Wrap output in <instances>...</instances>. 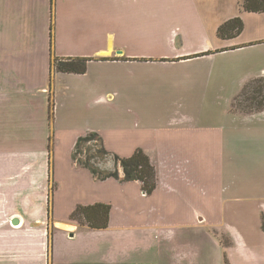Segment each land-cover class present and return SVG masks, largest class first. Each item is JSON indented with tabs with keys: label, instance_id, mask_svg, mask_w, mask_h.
I'll return each mask as SVG.
<instances>
[{
	"label": "crops",
	"instance_id": "1",
	"mask_svg": "<svg viewBox=\"0 0 264 264\" xmlns=\"http://www.w3.org/2000/svg\"><path fill=\"white\" fill-rule=\"evenodd\" d=\"M208 2L50 0L53 61L86 58L85 50L94 56L87 58L91 61L84 75L56 76L62 84L70 76L85 81L72 86L66 82L59 89L66 121L76 109L83 108L84 113L74 121L77 132L64 157L56 156L53 149L48 155V123V134L40 125L47 141L41 148L11 141H29L32 131L24 135L26 129L21 130L14 137L9 135L10 139L0 134V264H83L75 252L56 256L55 238L84 237L88 232L89 239H99L111 233L117 244L131 226L148 236V245L139 253L147 258L134 259L136 251L120 246L106 252L105 247L88 243L80 253L87 259L84 264H207L210 253L216 255L214 264H224V257L228 264H264V111L241 114L231 110L245 84L264 76V13H248L239 7L233 14L216 15L203 5ZM236 17L243 22L241 34L218 38V28ZM49 67L53 68L51 60ZM84 78H89L88 83ZM4 90L0 86V94ZM57 99L54 94L56 118ZM208 100L219 111L209 119L215 125L206 132L189 133L209 107ZM0 113L1 120L9 117ZM160 120L177 124L175 130L167 127L165 134L186 133L165 139L172 135L157 133ZM69 131L64 128L57 136ZM54 132L53 148H58ZM89 132H96L105 149L119 157H129L137 149L146 152L157 171L153 194H142L137 182L97 181L73 164L75 142ZM158 135H164L163 147ZM199 155L197 165L211 167L207 185L218 224L197 230L205 223L199 212V221L190 215L184 226L192 236L212 242L211 251L202 241L188 245V240L180 241L173 224L180 217L176 213L161 215L159 209L171 204L168 196L178 189L183 176L190 178L186 169L195 173L194 161ZM29 158L36 165L21 164ZM145 202L153 206L142 210L140 204ZM96 203L111 206L106 229L90 230L68 222L76 205ZM65 205L68 208L62 209ZM13 218L16 225L10 223ZM138 243L142 246L145 241L139 239ZM170 254L176 263L166 262Z\"/></svg>",
	"mask_w": 264,
	"mask_h": 264
},
{
	"label": "rangeland",
	"instance_id": "2",
	"mask_svg": "<svg viewBox=\"0 0 264 264\" xmlns=\"http://www.w3.org/2000/svg\"><path fill=\"white\" fill-rule=\"evenodd\" d=\"M203 5L207 7L212 14L229 15L233 14L234 11L238 12L240 0H209L208 3ZM50 12V0H0V86L7 89L0 94V112L9 115V117L4 120H1L0 117V134H6L7 139H10L9 135L14 137L19 134L21 130L26 129L23 133L24 135L26 132L32 131L33 136L29 137V141L23 140L24 142H19L16 141V139L11 141L18 145L21 144L41 148L47 141H45V136L42 135L40 125H43L45 133L48 134V123L52 147L53 138L51 131L53 132L54 129V133H56V138L54 136V140L56 139L58 148H53V151L56 153V156L60 154L61 157H64V152L72 148L75 139L74 134L77 132L74 130L76 126L73 125L74 121L79 120V118L76 117H78L81 112L84 113V110L83 108L76 109L71 119L66 121V106L63 105V102L60 100L64 98V96L60 97V90L62 87H65L66 82H68V86H72L75 83L77 84L78 80L79 83H85V81L70 76L67 81L65 80L66 82L62 84L57 80V73L53 68L49 69L50 60L52 67L54 63L53 57L56 56L52 25L53 15ZM50 34L51 38L49 37ZM61 49L62 46H59V50ZM69 50L72 53L76 52L72 51L74 50L73 48H69ZM70 51L66 54L70 53ZM83 52L87 54L85 56L86 58L94 57L91 55V50H85ZM92 74H94V72H92L91 75ZM84 79L88 83L87 80L89 78ZM8 94H10L9 97H5V95ZM54 94L55 97H58L57 105L59 114L57 118L56 115L54 116V105L52 104V102L55 101ZM213 105H215V102L208 100L209 107L207 110L202 111L198 124H192L195 129L189 133H202V130H204V132L209 130L210 126L213 124L212 120L214 118V113H219V111L212 108ZM236 110L239 109L236 108ZM25 125H28V127ZM144 125L145 124H142L141 127L144 128ZM175 125L177 124H170V122L164 123L160 120L157 122V127L155 128L161 130L157 131V133L160 132L165 134L164 131L167 127L168 130H175ZM214 125L215 123L213 126ZM64 128L69 129V133L57 136V132ZM185 133L186 132L181 133L176 131L171 134H165L172 135L167 136L165 139L173 136L179 137ZM158 138L159 146L163 147L164 135H158ZM116 141L118 142L119 140ZM116 141L112 142L114 145L119 146ZM87 148H90L91 153L94 154L96 144L94 142L83 143L80 147L81 155L78 156L80 160L85 159V149ZM48 155L50 157V154ZM176 157L178 158L179 154H177ZM199 157L200 155L197 156L194 161L195 173L192 172L191 168L186 169L191 179L184 175L183 180L178 184V189L168 196L171 204L165 206L159 205V209L161 215L176 213V216L180 217L178 221L173 222V224L178 227L177 234L179 235L180 241L188 240L187 245L194 240L202 241L211 251L213 249L212 246H214L212 242L206 240V238L201 240L200 236H192L189 234L190 232H187L189 231L187 227L184 226L185 224H189L188 218L190 215H192L193 219L199 221L196 215L199 212L205 217V223L202 227L198 226L197 230L200 231L203 227V229H205L206 226H208V229H211V226H216L218 224L217 209L211 205V187L208 186L212 176L210 173L211 167H201L197 165V159ZM95 161L97 164L95 162L93 163L101 170L113 171L119 168L118 170L120 171V167L114 164L111 157H105L103 159L98 158L95 159ZM24 163H30V165L35 164L31 158L22 161L21 164ZM108 193H113V191L109 190ZM140 205V208L143 207L142 210H147L153 206L151 202L141 203ZM66 208H68V205L63 206L62 209ZM13 219L10 221L11 225H13ZM83 230L84 228H81L80 232ZM127 230V234L121 238L117 244H115L114 237H112L111 233L99 239H89V236H87L88 232L84 233V237L76 236V238H74L68 235L69 239L65 238L64 235H60V237H56L53 242L55 255L58 256L61 254V257H64L67 253L75 252L76 258L80 263L84 264L87 262V259L83 256L81 257L80 253L84 247L90 243L92 246L99 245L100 248L105 247L106 252L115 251L116 247L120 246V249L123 248L125 251H136L132 254V256L134 255V259L139 258V260H143L147 258L145 257L146 254L140 255L139 253L141 248L148 245V236L136 233L137 231H135L132 226ZM110 232L115 236L114 231L111 230ZM127 235H130V240L127 239ZM132 235L133 238L131 239ZM139 239L145 241L142 246L138 243ZM151 244L152 242L150 245ZM210 255L211 257L208 259L207 264H214L217 260L216 255L212 253H210ZM169 256L172 257L173 255H167L166 262H177L176 259L170 260ZM225 263L228 264L226 257H224V264Z\"/></svg>",
	"mask_w": 264,
	"mask_h": 264
},
{
	"label": "trees",
	"instance_id": "3",
	"mask_svg": "<svg viewBox=\"0 0 264 264\" xmlns=\"http://www.w3.org/2000/svg\"><path fill=\"white\" fill-rule=\"evenodd\" d=\"M240 7L244 12L264 13V0H240ZM242 31L243 22L239 17H236L224 22L218 28L217 36L220 39H231L240 35ZM90 61L87 58L55 59L53 68L56 73L84 75ZM236 108L239 110H236ZM231 110L242 114H254L264 111V76L250 80L245 84L241 92L233 100ZM50 142L49 138L48 153L51 155L53 147ZM89 142L96 144V150L92 154L90 148L85 149V159L80 160L78 157L81 155L80 147L83 143ZM105 157H111L114 164L121 168L122 178H120L117 169L106 171L96 166L95 159H103ZM71 160L78 168L88 171L97 181L113 179L120 182H137L140 186V191L145 196H150L157 187L156 167L146 152L137 149L129 157H119L105 149L101 137L96 132H89L77 138L71 154ZM110 211L111 206L109 204H79L74 207L68 216V222L90 230H104L109 224ZM261 229L264 232V215L261 217Z\"/></svg>",
	"mask_w": 264,
	"mask_h": 264
},
{
	"label": "water",
	"instance_id": "4",
	"mask_svg": "<svg viewBox=\"0 0 264 264\" xmlns=\"http://www.w3.org/2000/svg\"><path fill=\"white\" fill-rule=\"evenodd\" d=\"M119 53V52H118ZM17 224V220L16 219H14L13 220V225H16Z\"/></svg>",
	"mask_w": 264,
	"mask_h": 264
}]
</instances>
